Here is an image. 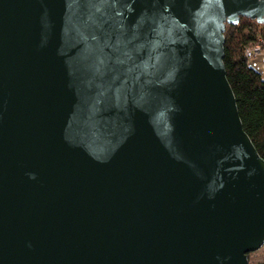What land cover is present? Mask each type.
Segmentation results:
<instances>
[{
	"label": "water",
	"instance_id": "obj_1",
	"mask_svg": "<svg viewBox=\"0 0 264 264\" xmlns=\"http://www.w3.org/2000/svg\"><path fill=\"white\" fill-rule=\"evenodd\" d=\"M264 0H0V264H248L264 159L224 30Z\"/></svg>",
	"mask_w": 264,
	"mask_h": 264
},
{
	"label": "trees",
	"instance_id": "obj_2",
	"mask_svg": "<svg viewBox=\"0 0 264 264\" xmlns=\"http://www.w3.org/2000/svg\"><path fill=\"white\" fill-rule=\"evenodd\" d=\"M262 37L264 22L241 16L236 24H226L223 64L243 130L264 159V78L244 55L245 48Z\"/></svg>",
	"mask_w": 264,
	"mask_h": 264
},
{
	"label": "rangeland",
	"instance_id": "obj_3",
	"mask_svg": "<svg viewBox=\"0 0 264 264\" xmlns=\"http://www.w3.org/2000/svg\"><path fill=\"white\" fill-rule=\"evenodd\" d=\"M262 40L264 41V37H262ZM262 48L264 50V45ZM248 61L253 68L258 70L261 67V65L264 64V55L254 56L252 58H249ZM262 71H263L262 77L264 78V69ZM248 259H249V264H261L259 263V261L264 259V246L259 251L251 252L249 254Z\"/></svg>",
	"mask_w": 264,
	"mask_h": 264
},
{
	"label": "built area",
	"instance_id": "obj_4",
	"mask_svg": "<svg viewBox=\"0 0 264 264\" xmlns=\"http://www.w3.org/2000/svg\"><path fill=\"white\" fill-rule=\"evenodd\" d=\"M263 45H264V41L262 40V38H259L256 42L250 44L245 48L244 50L245 57L249 59L254 56L264 55V50L262 48Z\"/></svg>",
	"mask_w": 264,
	"mask_h": 264
},
{
	"label": "crops",
	"instance_id": "obj_5",
	"mask_svg": "<svg viewBox=\"0 0 264 264\" xmlns=\"http://www.w3.org/2000/svg\"><path fill=\"white\" fill-rule=\"evenodd\" d=\"M264 69V64L263 65H261V67L258 69V71L261 73V75H263V70ZM257 70V69H256ZM262 248V247H261ZM260 248V249H261ZM260 249H258V250H256V251H259ZM259 263H261V264H264V259H262L261 261H259Z\"/></svg>",
	"mask_w": 264,
	"mask_h": 264
}]
</instances>
